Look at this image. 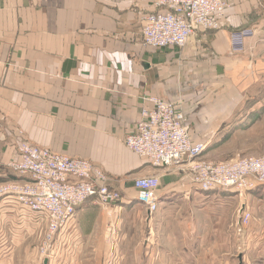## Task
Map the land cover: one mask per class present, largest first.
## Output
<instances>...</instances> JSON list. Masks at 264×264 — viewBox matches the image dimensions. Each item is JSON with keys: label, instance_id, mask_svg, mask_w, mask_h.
Listing matches in <instances>:
<instances>
[{"label": "crops", "instance_id": "obj_1", "mask_svg": "<svg viewBox=\"0 0 264 264\" xmlns=\"http://www.w3.org/2000/svg\"><path fill=\"white\" fill-rule=\"evenodd\" d=\"M154 1L0 0V181L30 179L7 167L18 139L91 161L122 193L113 221L120 235L132 210L149 213L132 201L136 178L158 176L157 211L178 196L218 192L201 191L171 167L152 166L123 139L140 120L146 96L183 111L191 142L207 145L199 157L237 121H247L253 110L239 115L246 102L242 88L264 68V0H228L217 30L198 31L182 47L158 49L143 45L141 32ZM258 188L264 192V183ZM248 195L234 198L236 229L241 211L249 209ZM76 209L53 240L56 264L83 261L89 243L99 245V254L103 248L106 211L90 200ZM45 224L16 200L0 199V264H16L20 253L35 263L29 252Z\"/></svg>", "mask_w": 264, "mask_h": 264}, {"label": "built area", "instance_id": "obj_2", "mask_svg": "<svg viewBox=\"0 0 264 264\" xmlns=\"http://www.w3.org/2000/svg\"><path fill=\"white\" fill-rule=\"evenodd\" d=\"M154 6L156 10L141 20L142 43L158 49L182 47L198 31L217 30L229 3L228 0H155ZM142 101L141 118L123 139L126 147L140 158L157 168L190 164V184L205 193L232 191L242 196L258 190L264 183V156L225 164L202 162L199 156L207 145L190 141V127L183 111L154 96H146ZM15 146V156L7 161V167L14 174H27L30 179L0 181V199L12 198L46 220L47 231L39 246V257L50 259L56 234L73 219L76 208L83 202L90 200L103 208L108 217L120 210L122 193L111 188L106 173L91 161L41 149L26 139H18ZM158 188L157 176L136 178L132 199L154 213L159 208ZM249 215L248 209L241 211L242 228L247 226ZM110 223L108 231L113 232Z\"/></svg>", "mask_w": 264, "mask_h": 264}, {"label": "rangeland", "instance_id": "obj_3", "mask_svg": "<svg viewBox=\"0 0 264 264\" xmlns=\"http://www.w3.org/2000/svg\"><path fill=\"white\" fill-rule=\"evenodd\" d=\"M257 71L243 82L242 95L246 102L239 115L259 110L262 106L264 108V68ZM252 100L256 105H249ZM261 112L259 118L249 125V120L237 121L234 124L237 128L219 140L207 154L199 157L200 160L225 164L241 158L263 157L264 109ZM27 141L54 152L51 148ZM171 168L187 179L191 176L190 164ZM245 194H250L249 222L237 229L239 201L234 198L241 195L235 192L218 191L207 197L196 193L178 196L176 203H162L156 213L132 210L128 221L122 222L123 235L113 224L114 218L121 213L117 210L112 217L109 216L114 231L106 230L100 254L96 250L99 245L89 243L83 261L78 260L76 264H264V192H245L241 198ZM46 227L38 238L36 248L32 247L29 252L35 262L33 264L45 258L39 257V246L43 244ZM50 257L55 258V253L52 252ZM16 258H19L16 264H28L25 254L20 253ZM54 258L51 264H56Z\"/></svg>", "mask_w": 264, "mask_h": 264}, {"label": "trees", "instance_id": "obj_4", "mask_svg": "<svg viewBox=\"0 0 264 264\" xmlns=\"http://www.w3.org/2000/svg\"><path fill=\"white\" fill-rule=\"evenodd\" d=\"M260 108V107H259ZM258 108V109H259ZM263 106L259 109V110H253V112H251V113H249V118H247L249 121H248V124L247 125H249V123H251L252 121H255L256 120V118H259V116H260V113H262L261 111H263ZM245 121V120H244ZM243 122V121H242ZM240 124V123H239Z\"/></svg>", "mask_w": 264, "mask_h": 264}, {"label": "water", "instance_id": "obj_5", "mask_svg": "<svg viewBox=\"0 0 264 264\" xmlns=\"http://www.w3.org/2000/svg\"><path fill=\"white\" fill-rule=\"evenodd\" d=\"M46 263H47V260L44 261V264H46Z\"/></svg>", "mask_w": 264, "mask_h": 264}]
</instances>
